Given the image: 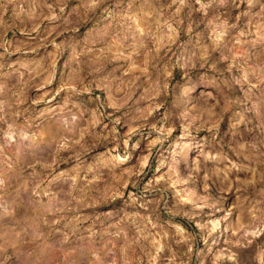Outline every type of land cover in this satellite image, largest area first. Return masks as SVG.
<instances>
[{
  "label": "rangeland",
  "instance_id": "1",
  "mask_svg": "<svg viewBox=\"0 0 264 264\" xmlns=\"http://www.w3.org/2000/svg\"><path fill=\"white\" fill-rule=\"evenodd\" d=\"M0 264H264V0H0Z\"/></svg>",
  "mask_w": 264,
  "mask_h": 264
},
{
  "label": "bare ground",
  "instance_id": "2",
  "mask_svg": "<svg viewBox=\"0 0 264 264\" xmlns=\"http://www.w3.org/2000/svg\"><path fill=\"white\" fill-rule=\"evenodd\" d=\"M108 63V62H107ZM106 64V63H105Z\"/></svg>",
  "mask_w": 264,
  "mask_h": 264
}]
</instances>
